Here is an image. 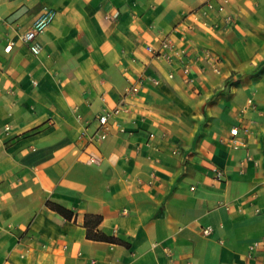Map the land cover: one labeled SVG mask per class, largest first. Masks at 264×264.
Instances as JSON below:
<instances>
[{
  "label": "crops",
  "instance_id": "crops-1",
  "mask_svg": "<svg viewBox=\"0 0 264 264\" xmlns=\"http://www.w3.org/2000/svg\"><path fill=\"white\" fill-rule=\"evenodd\" d=\"M0 264H264V0H0Z\"/></svg>",
  "mask_w": 264,
  "mask_h": 264
},
{
  "label": "built area",
  "instance_id": "built-area-1",
  "mask_svg": "<svg viewBox=\"0 0 264 264\" xmlns=\"http://www.w3.org/2000/svg\"><path fill=\"white\" fill-rule=\"evenodd\" d=\"M223 2H226L227 0H222ZM215 6L213 3L209 2L207 3L204 7L200 8L199 10H201V12L204 15H208L209 12L214 9ZM218 9L220 11H222L224 8V4H220ZM52 14V11H47L44 14H42L33 24V27L30 28L29 30H27L26 32H24V34H22L23 36L22 41L25 43H28L31 45V49L35 52L40 50V45L38 43H34V40L37 36V33L39 31H42V29L45 27V25L48 23V21L50 20V16ZM231 19V16L228 15L227 16V20L229 21ZM12 48V43H10L9 45H7L5 47L6 51H10V49ZM148 51L153 53L154 56L157 57H162L165 59H170V55H169V50H173L174 49V45L171 42L170 39L165 38L163 39L160 48L156 49L152 46H148L147 47ZM207 57L211 58L212 62H213V68L215 71L219 72L220 71V66H219V62L221 59H219L218 57H216L215 55H212L211 52L207 51L206 52ZM184 71L187 73L189 70L188 68H185ZM138 87L136 85H131L128 87L127 89V94H134L137 93ZM250 102H252L251 100H249ZM119 111V109H116L114 111V113H117ZM111 113H104L99 117V122L101 125V133L99 134L100 138H103L105 136V130L108 128V123H109V117H110ZM240 129L238 126L234 127L233 129H231V135H232V142L236 143L237 139L240 135ZM245 131H248L247 127H244ZM92 161H94L93 157L91 158ZM222 171L217 170L216 171V175L218 178H220L222 176ZM210 230H205V233H209Z\"/></svg>",
  "mask_w": 264,
  "mask_h": 264
},
{
  "label": "trees",
  "instance_id": "trees-1",
  "mask_svg": "<svg viewBox=\"0 0 264 264\" xmlns=\"http://www.w3.org/2000/svg\"><path fill=\"white\" fill-rule=\"evenodd\" d=\"M89 219H92L96 224H99L100 222H101V220H102V216H100V215H89V216H87ZM87 218V221H86V224H87V226H89V235L90 236H92V237H94V238H101V237H104V238H106V239H111V237H108V236H102L101 234H99V233H97V232H95V233H93L92 231H91V222H90V220Z\"/></svg>",
  "mask_w": 264,
  "mask_h": 264
}]
</instances>
